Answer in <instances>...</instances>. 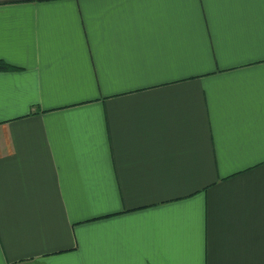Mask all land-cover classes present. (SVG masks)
<instances>
[{
	"label": "crops",
	"instance_id": "obj_1",
	"mask_svg": "<svg viewBox=\"0 0 264 264\" xmlns=\"http://www.w3.org/2000/svg\"><path fill=\"white\" fill-rule=\"evenodd\" d=\"M0 264H264V0H0Z\"/></svg>",
	"mask_w": 264,
	"mask_h": 264
},
{
	"label": "trees",
	"instance_id": "obj_2",
	"mask_svg": "<svg viewBox=\"0 0 264 264\" xmlns=\"http://www.w3.org/2000/svg\"><path fill=\"white\" fill-rule=\"evenodd\" d=\"M14 67L3 60H0V71L12 70Z\"/></svg>",
	"mask_w": 264,
	"mask_h": 264
}]
</instances>
